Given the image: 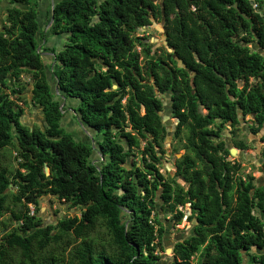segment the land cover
I'll list each match as a JSON object with an SVG mask.
<instances>
[{"label":"trees","instance_id":"obj_1","mask_svg":"<svg viewBox=\"0 0 264 264\" xmlns=\"http://www.w3.org/2000/svg\"><path fill=\"white\" fill-rule=\"evenodd\" d=\"M39 1L8 0L3 9L0 150L14 140L20 162L10 178L0 170V216L10 196L7 212L18 223L0 240V264H157L155 240L164 231L153 213L158 190L166 207L162 211L175 212V224L182 218L176 207L184 203L190 205L187 219L197 223L190 237L174 244L170 264H241L252 248L262 250L264 180L256 184L251 176L236 178L239 165L224 161L226 149L212 140L223 124L236 123L238 108L242 116L253 115L252 133L262 131L264 143V56L247 47L255 42L264 52V18L249 0H57L51 11L49 6L48 21L51 16V33L62 39L58 50L49 49L50 79L58 94L38 52ZM160 13L165 44L173 51L165 56L170 68L134 36ZM136 46H141V64ZM22 74L31 81L29 101L41 111L42 128L29 130L19 122ZM149 78L152 84L142 83ZM153 87L170 94L178 118L174 135L180 126L187 129L190 155L177 161L175 174L186 190H173L155 166L159 158L152 147L159 145L164 129ZM57 96L76 100L74 119L99 137L98 165L88 141L75 140L60 126ZM140 141L146 144L141 165L125 169ZM236 147L243 149L242 144ZM261 159L264 167V150ZM10 183L17 188L14 194L6 193ZM47 193L77 209L78 216L42 228L28 206L36 211L38 198ZM121 213L127 217L123 221ZM62 238L60 252L69 248L66 256L46 255V247H56ZM255 263L264 264V254Z\"/></svg>","mask_w":264,"mask_h":264},{"label":"rangeland","instance_id":"obj_2","mask_svg":"<svg viewBox=\"0 0 264 264\" xmlns=\"http://www.w3.org/2000/svg\"><path fill=\"white\" fill-rule=\"evenodd\" d=\"M7 1L8 0H2L1 6H0V32L5 31V23H4V15H3V9L7 7ZM51 0H40L37 5V16H38V24L39 29L36 34V40L38 42V52L40 53V56L42 60L45 62V68L46 69H54L52 59L49 49L54 48L55 50H58L62 45V39L58 38V36H55L51 33L50 29V23L48 21V14H49V5ZM53 3H55L57 0H52ZM21 9H24V7H20ZM41 12V13H40ZM159 19H152V25L136 29L134 31V36L141 39V44L145 47H148L150 50V55L153 58H159L161 59L162 65L165 67H171L172 64L167 62L165 60V51L162 44L161 36L165 33V28H161L159 24ZM141 46L134 47V50L139 54L140 58L138 61L142 63L141 58L142 55L140 53ZM144 82L148 83L147 79H144ZM255 80L249 79V84H254ZM9 85L12 84V82L8 83ZM30 84L31 81L29 80V76L26 74H22L18 78V87L22 88V91H20L19 94H17V97L20 99L19 102H16L17 106L22 111V116L20 117L21 123H31L30 128L32 127H41L42 128V118L39 112L36 110V106H33L31 103H29L30 98ZM49 84L51 85L52 82L49 81ZM238 89L242 88V83H240L237 86ZM5 94H7V91H5ZM57 102L59 103L62 111L63 116L60 120V126L70 134H72L73 138L75 140H83V133L82 128L83 125H79L76 122V119H74L73 114L71 112V109H73L76 105V100L74 99H64L62 100L59 96L56 97ZM161 101L163 102V97H160ZM123 103V101H122ZM141 113V112H140ZM204 113V111H202ZM252 120L251 115H247L243 118V121L240 122V128L245 129L247 126V122ZM170 126V133L169 136L165 137V140L161 139L159 142V147L154 148V150L162 151L163 154L159 155V162L155 165L159 174L161 175L164 182L168 183L169 186L175 190L178 186L185 190L186 184L183 183L181 180L178 179L177 176H174V165L172 166L170 164V161L172 159L180 160V158L183 155H190L188 150L185 148V137L187 136V129L185 126H181L179 128V133L177 136H174V119L168 118ZM228 127V124H226ZM229 128V127H228ZM128 131V127L125 129ZM226 130V129H225ZM230 130L227 129L226 133H223V135L219 139H212L215 142L223 141L225 137H227L231 141H240L244 144L243 151L245 152V155L248 157H251L252 160H246L244 162L239 163L240 169L235 174L236 178L246 179L247 176H251L254 180V183H260L264 180V167L260 165L257 161V158L254 154V150L252 145L247 141V135L246 132L242 133L240 130H234L231 131V135L229 136ZM227 134V135H224ZM259 133L255 134V143L258 142L259 139ZM94 137V136H93ZM251 138V137H250ZM93 143L95 144L96 140H99V137L91 139ZM13 145L6 147L2 150H0V170H4L7 174V176L10 178L14 171L17 169V166L20 162L19 158H17V151L15 147V141H12ZM228 144H230L228 142ZM144 147V142L140 141L138 148L132 150V156L128 157L123 164V167L125 169H129L131 164H134L135 166H140L139 157L142 152V149ZM231 147H234L231 145ZM261 150H264V144L260 145ZM235 148V147H234ZM91 157L94 164L98 165L100 162L97 160H100V155H92ZM227 161H232V157L227 156L225 157ZM260 165V166H259ZM47 169V170H46ZM44 169V166L42 167V172L44 176L49 175L48 168ZM22 172V171H21ZM9 187H7L6 193L14 194L17 192V188L13 184H9ZM7 196V194H6ZM156 198L154 199V212L155 216L161 221L163 224V235L159 242L155 240L156 249L155 253L158 257L157 264H170L172 261L173 255L171 253V244L174 237H179L181 235L188 236L192 234L191 229V220L185 219V217L189 216V207L183 206L182 208H178L177 210L182 211V218L178 225L174 224L173 222V213H163L162 209H166V207L162 204V201L160 199V191L156 192ZM4 212L0 216V240L2 236L9 231H11L14 228H17L18 223L13 222L10 220V215L7 212L8 208H11V198L10 196H7L6 198V204H5ZM29 208V214H34L36 219L38 220L40 226L47 227V226H54L57 221L61 219H65L67 217L71 216H78V210L74 208H69L68 204L59 201L55 199V197L50 194H43L41 195L37 200V209L36 211H33V208L31 206H28ZM152 216V215H151ZM121 220H125L127 217L125 214H120ZM152 218V217H150ZM102 231V227H97L95 229V232L100 233ZM94 235V234H93ZM102 238H106V236L102 235ZM65 243V239L62 238L61 241L58 242L56 247L47 246L46 250L48 254L45 252L46 255L50 257H60L61 255L66 256L67 251L69 248H67L63 253L60 252L61 246ZM45 254H41L40 256H45Z\"/></svg>","mask_w":264,"mask_h":264},{"label":"flooded vegetation","instance_id":"obj_3","mask_svg":"<svg viewBox=\"0 0 264 264\" xmlns=\"http://www.w3.org/2000/svg\"><path fill=\"white\" fill-rule=\"evenodd\" d=\"M161 20H163V24L162 25H160L161 26V28H163L164 27V19H163V17H161L160 19H159V23H160V21ZM153 23H152V19H151V23H150V25H152ZM163 36H164V40H162L163 42H164V44L162 45L163 46V48H164V51H165V56H166V53L167 54H172L173 53V51L171 50V49H169L167 46H166V44H165V33L163 34ZM166 47L169 49V51H167L166 50ZM139 58H140V56H139ZM138 58V59H139ZM194 58V57H193ZM142 61V60H141ZM177 61H179V60H177ZM177 61H176V66H177V68H182V66H181V63H180V61H179V65H177ZM197 61V60H196ZM139 62V61H138ZM168 62V61H167ZM139 64H141L140 62H139ZM142 83H147V82H144V81H142ZM153 83V79L152 78H149V80H148V83L147 84H152ZM238 86V85H237ZM154 88V94H155V96H156V98L159 100V102H160V106H161V109H160V111L159 112H157L156 114H157V116L159 117V122H160V124L163 126V129H164V136H163V141L165 140V137L166 136H169V133H170V126H171V124L169 123V121H168V118L170 117V118H172V119H174L175 121H174V124H175V126H174V128H175V130H174V133H175V131H176V129H177V127H178V118H176L175 116H174V114H173V112H172V109H171V107H172V102H171V98H170V94L168 93V92H165V93H158L157 92V90L155 89V87H153ZM163 97V102L161 101V99H160V97ZM229 98V101H233V98L231 97V96H229L228 97ZM202 111H204V113H202ZM140 112H141V114L143 113V110L142 109H140ZM200 113L202 114V115H204V114H206V111L205 110H200ZM236 123L233 125V126H231L230 125V123H225V124H223L222 125V129L220 130V132H219V137L218 138H216V139H219L222 135H223V133H226V130L227 129H229L230 130V133H229V136L231 135V131L233 132L234 130H240L242 133H245L246 132V135H247V141L252 145V147H253V150H254V154H255V156H256V158H257V161H258V163L260 164V165H262L263 166V164H262V159H261V153H262V150H261V147H260V145L261 144H264L263 142H261V136H262V131H259L258 133L260 134L259 135V139H258V142L257 143H255V134H257V133H252V127H253V115L252 114H247V115H251L252 116V120L251 121H249V122H247V126L245 127V129H243V128H240V122L241 121H243V118L245 117V116H247V115H244V116H242L241 115V113H240V111H239V109L238 108H236ZM76 122L81 126L82 124L78 121V119L76 120ZM226 124H228V127L226 126ZM181 127V126H180ZM179 127V128H180ZM87 127H85L84 125H83V128H82V132H84V130L86 129ZM166 128H168L169 129V133L167 134L166 133ZM226 129V130H225ZM86 130H88L92 135L91 136H88V139H87V141H88V143H89V145H90V143H92L93 141L91 140V139H93V132H92V130H90V128H87ZM128 131H129V128H128ZM224 135H227V134H224ZM175 136V135H174ZM251 137V138H250ZM151 137L149 136V139H150ZM226 139L228 140V142L230 143V145H233L234 147H235V149L236 150H243L244 149V144L242 143V142H240V141H230L229 140V138H228V135H227V137H225L224 138V140L223 141H218V142H221L222 143V145H223V147H224V149H226ZM81 141V140H80ZM82 142H83V140H82ZM215 142V141H214ZM218 142H215V143H218ZM159 143V142H158ZM94 144V143H93ZM237 144H242L243 145V149H238L236 146H237ZM94 146L95 147H97L95 144H94ZM144 146H146V144L144 143ZM159 147V145H156V144H154L153 145V147H152V149L154 150V148H158ZM233 147V148H234ZM98 148V147H97ZM99 149V148H98ZM143 150V149H142ZM99 151V150H98ZM155 152H156V156L159 158V155H162L163 154V152L162 151H156V150H154ZM226 151H227V149H226ZM227 154L228 155H226V156H224L223 157V159H224V161H227L226 159H225V157H227V156H230L229 155V153H228V151H227ZM92 155H100V153L98 154V153H95V152H92L91 153V157H93ZM231 157V156H230ZM233 159H232V161H227V162H230L231 164H238V165H240L239 163H241V162H239V161H237V159L236 158H234V157H232ZM159 160H160V158H159ZM173 161V162H172ZM177 161L178 160H175V159H172L171 161H170V164L173 166L174 165V168H175V171H174V176H176L175 174H176V171H177V167H176V165H177ZM259 165V166H260ZM239 169H240V166H239ZM178 179L179 180H181L182 181V179H180L179 177H178ZM241 179V178H240ZM242 180H244V179H242ZM183 183H185L184 181H182ZM186 184V183H185ZM186 188H187V184H186ZM186 188H185V190H186ZM159 191V190H158ZM187 205V207H189V216H190V205H189V203H184L182 206H177L176 207V210L180 207V208H182L183 206H186ZM178 211H180V212H182L181 210H178ZM188 216V217H189ZM185 219H187V217H185ZM175 224V223H174ZM179 224V223H178ZM178 224H176V225H178ZM196 221H194V220H192L191 219V229H192V234H193V229H194V227L196 226ZM191 234V235H192ZM191 235H188V236H183V235H181V236H179V237H176V238H178V240L177 241H175V240H172V245H171V253H172V249H173V246H174V244H176V243H179V242H181V241H183V240H185V239H187L188 237H190Z\"/></svg>","mask_w":264,"mask_h":264},{"label":"water","instance_id":"obj_4","mask_svg":"<svg viewBox=\"0 0 264 264\" xmlns=\"http://www.w3.org/2000/svg\"><path fill=\"white\" fill-rule=\"evenodd\" d=\"M53 4H54V3H53V1L51 0V1H50V5H49V6H50V11H51V9H52V7H53ZM40 13H41V12H40ZM50 15H51V13H50ZM160 15H161V17L163 16L162 13H160ZM150 20H151V19H150ZM36 21L38 22V16L36 17ZM50 22H51V16H50L49 23H50ZM159 24L162 25V24H163V20H161ZM58 38H61V37H58ZM161 39L164 40V36H163V35L161 36ZM162 44H164V42H162ZM244 46H246V45L241 44V47H244ZM247 47L250 49V52H256L258 55H263V56H264V52H263L261 49L258 48V46L256 45L255 42H253V43L247 45ZM166 50L169 51V49H168L167 47H166ZM49 55L52 56L51 54H49ZM193 57H194V60H197V57H196L195 55H193ZM42 65H43V68H44V72H45V75H46V79H47L48 81H51V82H52V84L50 85L51 88H52V91L55 92V94H58V93H57V89H56L55 82H53V80L50 79V77H51L50 70L45 68V62H44V61L42 62ZM177 65H179V61H177ZM239 84H240V83H237V85H239ZM29 89H30V88H29ZM61 99L64 100L62 97H61ZM29 100H30V98H29ZM29 103H31V102L29 101ZM36 110H37V111L39 112V114L41 115V111H40V109H39L38 107H36ZM41 118H42V117H41ZM19 122H20V120H19ZM20 124H21L22 126H24V127H27L29 130L31 129V128H30V124H31L30 122L27 123V124H25V123H21V122H20ZM40 128H41V127H40ZM166 133H167V134L169 133V129H168V128H166ZM90 146H91V148H92V152H95V153H98V154H99V151H98L99 149H98L97 147L94 146L93 142L90 143ZM226 149H227L229 155H230L231 157L236 158L237 161H239V162H244V161H246V160H249V161L252 160L251 157H248V156L245 155V152H244L243 150H236L235 148L231 147V145L228 144V140H227V139H226ZM172 162H173V161H172ZM44 167L47 168L45 165H44ZM8 187H9V186H8ZM261 216H262V214H261ZM173 240L177 241L178 238L174 237ZM171 245H172V244H171ZM256 250H257V249H256ZM257 251H258V250H257Z\"/></svg>","mask_w":264,"mask_h":264},{"label":"crops","instance_id":"obj_5","mask_svg":"<svg viewBox=\"0 0 264 264\" xmlns=\"http://www.w3.org/2000/svg\"><path fill=\"white\" fill-rule=\"evenodd\" d=\"M256 6H257V12L264 15V0H252ZM62 119V118H61ZM87 129V128H86ZM84 130L83 133V142H87L88 136H91L92 134L88 130ZM83 131V130H82ZM67 132V131H66ZM69 133V132H67ZM73 136L72 134H70ZM264 254V248L262 250H256L255 248H252L248 253L243 255V260L241 264H256V259Z\"/></svg>","mask_w":264,"mask_h":264},{"label":"built area","instance_id":"obj_6","mask_svg":"<svg viewBox=\"0 0 264 264\" xmlns=\"http://www.w3.org/2000/svg\"><path fill=\"white\" fill-rule=\"evenodd\" d=\"M249 4H250L251 8L257 12V6H256V4H255L252 0H249ZM257 13H258V12H257ZM258 14H259L262 18H264V15H263V14H260V13H258Z\"/></svg>","mask_w":264,"mask_h":264},{"label":"bare ground","instance_id":"obj_7","mask_svg":"<svg viewBox=\"0 0 264 264\" xmlns=\"http://www.w3.org/2000/svg\"><path fill=\"white\" fill-rule=\"evenodd\" d=\"M44 169H46L45 167H44ZM47 170V169H46Z\"/></svg>","mask_w":264,"mask_h":264}]
</instances>
